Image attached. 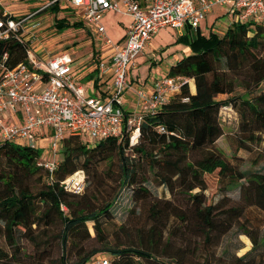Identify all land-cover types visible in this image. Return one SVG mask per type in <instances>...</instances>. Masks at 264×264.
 Returning a JSON list of instances; mask_svg holds the SVG:
<instances>
[{
    "label": "trees",
    "instance_id": "16d2710c",
    "mask_svg": "<svg viewBox=\"0 0 264 264\" xmlns=\"http://www.w3.org/2000/svg\"><path fill=\"white\" fill-rule=\"evenodd\" d=\"M43 11L58 14L60 6L52 5ZM4 13L0 5V19L6 20ZM55 27L59 32H64L71 27L80 28L82 23L71 24L66 18L56 16ZM190 32L187 29L176 42L189 46L192 54L173 66L169 76L194 79L197 92L192 94L189 86L184 85L177 94V103L168 104L154 114H146L138 143L131 144L129 133L121 141L110 138L95 146H91L81 136H66L62 159L53 178L40 166V150L0 143V240L3 239L7 246L6 249L0 245V264H45L50 255L47 254V248L39 252L44 242L40 241L37 231L56 225L61 227L58 239L63 248V254L56 264H84L95 255L107 253L114 264H144L138 259L154 264L156 258L144 249L95 248L85 253L82 245L86 237H91L90 231L95 233V239L101 240V243L107 241L104 227L116 202L114 197L95 210L82 206L85 195L92 187L90 172H95L100 164L117 157L122 171L120 188L136 184L135 197L149 193L143 186L148 179L135 178L138 170L134 169L135 164L128 151L137 156L148 167V171L157 167V173L165 184H172L174 179L189 192L200 188V192L190 196L202 205L198 211L206 229L204 234L207 243L214 232L222 235L227 233L233 226V220L244 216L248 207L264 214V174L237 172L234 163L226 160L222 151L212 149L223 135L220 110L224 105H233L232 101H240L239 113L245 131L254 134L264 131V93L256 92L264 82V56L260 55L264 51V27L250 21L233 23L224 35L211 32L205 36L198 29L195 36L191 37ZM5 54H8L7 63L10 67L27 62L28 59L26 45L16 37L0 41V59ZM243 74H247L246 79H243ZM95 76L93 71L87 77L92 80ZM237 86L246 92L235 95ZM219 95H228V98L218 100ZM183 98H189V102H183ZM159 126H163L166 132H159ZM207 147V155L193 162L188 160L190 154L201 152ZM175 155H179L178 158L174 159ZM80 170L85 174L87 172L89 178L86 174L85 191L75 194L66 190L61 183ZM217 170L221 177L230 179L228 187L229 184L237 183L240 176L246 181L242 188L245 204L242 208L234 207L227 211L230 219L226 223L218 222L216 205H205L202 200L207 189L204 174ZM90 223L92 226L88 228ZM72 238L79 239V243L74 244L77 260L70 263L68 244ZM23 239L34 247L33 253L24 252ZM251 239L254 249L257 242ZM172 262L168 260L166 264H174Z\"/></svg>",
    "mask_w": 264,
    "mask_h": 264
},
{
    "label": "built area",
    "instance_id": "2783aa9c",
    "mask_svg": "<svg viewBox=\"0 0 264 264\" xmlns=\"http://www.w3.org/2000/svg\"><path fill=\"white\" fill-rule=\"evenodd\" d=\"M52 5L75 11L83 30L91 34L96 58L90 66L106 85L104 91L95 93L94 80L79 83L73 56L53 54L49 42L42 40L44 21L34 17ZM217 7L234 16L235 23L252 21L264 27V0H43L40 9L23 17L5 11L0 41L16 37L26 45L28 59L15 67L7 63L8 54L0 59V143L40 150V166L51 178L62 159L66 136H81L95 146L110 138L121 141L129 133L131 144L138 143L144 116L162 110L186 81L175 84L173 78H166L150 89L137 84V111L129 113L125 94L133 84L130 73L136 59L162 29L198 30ZM109 13L132 18L126 35L117 42L105 25ZM182 101L189 102V98ZM158 130L166 132L163 126ZM46 132L48 145H41ZM61 185L82 194L86 174L77 171ZM84 264L114 262L109 255L98 254Z\"/></svg>",
    "mask_w": 264,
    "mask_h": 264
},
{
    "label": "rangeland",
    "instance_id": "374dc122",
    "mask_svg": "<svg viewBox=\"0 0 264 264\" xmlns=\"http://www.w3.org/2000/svg\"><path fill=\"white\" fill-rule=\"evenodd\" d=\"M42 4L43 0H16L10 4L12 8L7 10L12 11L16 16L18 15L17 17H23L40 9ZM223 11L221 7H217L210 15L222 14ZM34 18L44 21V29L40 33L42 40L50 42L49 51L53 54L70 53L78 68V82L81 84L90 83V78L85 76L86 67L83 65L90 66L94 62L92 58L96 49L91 34L84 31L82 27H71L64 32H59L55 27L56 18L49 11H42ZM59 18H66L72 24L79 22L75 11L73 14H65L64 17ZM128 19L130 20L129 16L123 14L108 15L106 18L108 34L112 38H118L120 27L123 28L120 22L125 21L126 23ZM223 20L226 22V19ZM213 28L208 26L202 32L209 36ZM171 35L168 33L162 36L161 42L169 39ZM37 46L38 44H35V47ZM260 55L263 57L264 51ZM156 62L154 61L153 64ZM244 75L243 79H246L247 74ZM166 78H173L175 84L186 81L184 85L189 86L191 93L196 94L197 92L194 79L181 76L172 77L167 74L158 80ZM245 92V89L237 86L234 94L240 96ZM256 92L264 93V82ZM227 98L228 95L217 96L218 100H226ZM178 101L177 94H174L169 98L168 104H174ZM231 103L233 105H224L220 110L219 121L223 135L216 141L212 149L216 148L222 151L225 159L234 163L237 172L264 174V143L262 142L264 131L257 134L252 133V131H245L239 113L240 101H232ZM208 153L207 147L201 152L190 154L188 160L193 162ZM127 154L131 156V161L135 164L134 169L138 170L135 178L138 180L148 179L143 186L149 193L135 197L134 188L136 184L120 188L119 182L122 179V171L120 160L117 157L103 162L95 172H90L92 187L85 195L82 206H88V209L95 210L114 197H116V202L104 227L107 241L104 244L101 243V240L95 239V233L90 231L91 237H86L82 244L85 253L95 248H105L106 250L109 248L135 247L144 249L153 255L156 258L154 264H166L168 260H173L174 264H264V214L260 210L248 207L244 216L233 220V226L227 233L222 235L220 232H214L210 242L207 243L204 234L206 229L198 211L202 205L190 196V194L200 192V188L189 192L174 179L172 184H165L161 181L162 177L157 173L159 171L157 167L148 171V167L143 165L137 156L135 157L129 151ZM178 156L175 155L174 159ZM86 174L89 178L87 172ZM204 177L207 189L204 191L202 200L205 201V205L217 206L218 222H228L230 217L227 211L234 207L242 208L245 204L242 192L243 184L246 183L245 179L240 176L237 183L229 184L228 187L230 179L221 177L219 170L211 174L206 173ZM227 187L228 190H226ZM91 226V223L88 224V228ZM60 231V225L37 231L38 237L41 239L39 240L45 244L38 249L39 252L48 249L47 254L50 255L45 264L58 263L63 254V248L58 239ZM251 238L257 242L254 249ZM76 243H79V239L74 240L72 238L69 240L70 263L77 260V248L74 245ZM22 244L25 253L34 252V247L26 239H23ZM0 245L7 249L3 239L0 240ZM138 260L144 264H150L146 260Z\"/></svg>",
    "mask_w": 264,
    "mask_h": 264
},
{
    "label": "crops",
    "instance_id": "0c3cea01",
    "mask_svg": "<svg viewBox=\"0 0 264 264\" xmlns=\"http://www.w3.org/2000/svg\"><path fill=\"white\" fill-rule=\"evenodd\" d=\"M16 0H0V5L5 9V11H8L12 14H14L12 11H9L7 9L12 8L10 4H12ZM223 9V8H222ZM224 10V9H223ZM215 11V10H214ZM213 13V12H212ZM65 14H73V11L70 9H63L60 8V12L58 14H53V17L56 18V16L64 17ZM115 14V13H109L107 14ZM210 15V14H209ZM105 17V25H106V18ZM128 16V15H126ZM226 17V18H225ZM130 20H126L124 22H120V24L123 26V28L120 27V33L118 38H112L109 34V37L117 42L119 40H122L123 37L126 35L128 31V27L130 26L132 22V18L129 16ZM226 19V22L223 20ZM236 19L234 16L226 13L224 10L221 14H212L210 17H207L206 21L202 23L199 30L202 32L203 30H206V28L214 27L212 32H216L218 34H225L227 29L235 23ZM70 23V22H69ZM72 24V23H71ZM107 32L108 27L106 25ZM187 29H190L191 32L189 35L191 37H194L196 34V30L191 29L190 27H186L183 30L173 29V28H167L162 29L158 34H156L150 43L147 45L146 50L143 54H141L135 61L134 67L131 70L130 78L132 87L126 92L125 94V108L127 112L133 113L136 112V86L137 84L143 86L146 89H150L156 80L160 79L161 76L165 77V75L169 74L171 68L176 65L179 61L184 59L185 57L192 54V50L189 46L185 44L177 43V38L184 33H186ZM221 30V31H220ZM43 31V30H42ZM195 34H194V33ZM171 33L169 39L161 42L162 36ZM203 35L206 36L204 32H202ZM161 42V43H160ZM50 45V42L48 43ZM154 61H157L155 64H153ZM85 66V76H88V74L95 71V78H93L90 82L94 80V91L95 93H99L101 91H104L106 85L100 82L99 79H97V70H92L91 66ZM82 66V67H83ZM48 133L46 132V135L41 137V145H48Z\"/></svg>",
    "mask_w": 264,
    "mask_h": 264
}]
</instances>
